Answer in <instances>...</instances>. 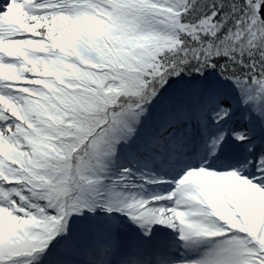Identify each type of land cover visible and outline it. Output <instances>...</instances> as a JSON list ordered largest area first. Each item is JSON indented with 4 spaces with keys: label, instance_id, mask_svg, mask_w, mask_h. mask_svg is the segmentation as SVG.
<instances>
[{
    "label": "snow or ice",
    "instance_id": "snow-or-ice-1",
    "mask_svg": "<svg viewBox=\"0 0 264 264\" xmlns=\"http://www.w3.org/2000/svg\"><path fill=\"white\" fill-rule=\"evenodd\" d=\"M0 264H264V0H0Z\"/></svg>",
    "mask_w": 264,
    "mask_h": 264
},
{
    "label": "trees",
    "instance_id": "trees-1",
    "mask_svg": "<svg viewBox=\"0 0 264 264\" xmlns=\"http://www.w3.org/2000/svg\"><path fill=\"white\" fill-rule=\"evenodd\" d=\"M196 81L202 82V83H216L218 85H220L221 87L227 89L228 85L226 83L220 82L217 78V76L211 72V70L204 76V77H190V76H184L183 79L181 80L180 78H176L173 83L171 84V86L169 87V89L166 92V96H170L173 93L176 92L177 89L182 88L185 85H189L192 84ZM256 143L259 144V139L257 138ZM189 151L192 152H188V154L184 155L183 157H181L180 162L178 164H173V165H160V164H153L150 165L149 167H151V169L153 171H156L158 174L161 175H166L169 177H174V175L178 172L179 168L183 166H188V160L192 159L193 157L196 158H200L202 155H204V153L206 152L203 149V144L201 142L200 145L197 146L196 151H193V149H189ZM197 152H199V154H197ZM209 160H216L218 161L220 164H222L223 162L226 161V159H209ZM190 164V163H189ZM131 166V162H129L126 158H122V157H118V159L116 160V163L114 165V171L118 170L119 166ZM138 168H143L144 164L140 163V164H136L135 165ZM164 189V186H154L152 189L150 190H155V191H161ZM173 251H170L169 253H171L172 256H178L177 253L179 252V250H177L176 248H172ZM171 249V250H172Z\"/></svg>",
    "mask_w": 264,
    "mask_h": 264
},
{
    "label": "rangeland",
    "instance_id": "rangeland-1",
    "mask_svg": "<svg viewBox=\"0 0 264 264\" xmlns=\"http://www.w3.org/2000/svg\"><path fill=\"white\" fill-rule=\"evenodd\" d=\"M192 152V151H189V153ZM206 154V152L204 153V155ZM202 160H201V157L200 158H196V157H193L192 159H189L188 160V166H183L179 168L178 172L174 175V177H179V175H182L183 174V171L189 167V166H192V167H195V166H198L199 163H201ZM190 163V164H189ZM228 163V161L220 164L218 161L216 160H209V164L212 165L214 168H220L222 165ZM249 171H251V169H249ZM166 187L167 186H164V189L161 190V191H164L166 190ZM159 231L160 232V235L161 237H165L169 242H170V246L167 248V251H173V247L176 248L177 250H179V252L177 253L178 256L174 257V256H171L172 258L174 259H178L180 258V254L181 252H183L184 250L180 247V242L176 239V234L171 230V229H166V228H162L161 226L157 225L156 228L154 229V231ZM155 231V232H156ZM172 249V250H171ZM167 254V253H166ZM169 255V253H168ZM185 255H191L190 253H185ZM170 256V255H169Z\"/></svg>",
    "mask_w": 264,
    "mask_h": 264
}]
</instances>
